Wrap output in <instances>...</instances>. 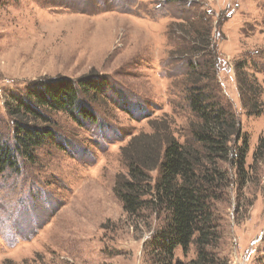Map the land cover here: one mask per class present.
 I'll return each instance as SVG.
<instances>
[{"label": "rangeland", "instance_id": "rangeland-1", "mask_svg": "<svg viewBox=\"0 0 264 264\" xmlns=\"http://www.w3.org/2000/svg\"><path fill=\"white\" fill-rule=\"evenodd\" d=\"M204 33L225 59L221 99L239 118L249 148L243 177L233 158L222 164L229 184L211 202L222 233L217 253L228 264H264V161L253 159L264 108L258 117L246 115L235 78L245 63L264 92V0H0L4 144H15L5 106L11 97L26 98L29 87L91 74L108 87L104 105L90 106L96 124L54 116V140L36 152L35 163L19 159L18 171L0 177V264H158L146 245L164 215L125 214L115 190L128 175L121 150L153 134L151 126L160 136L170 126L180 143L192 140L182 84L168 75L186 66L174 62L186 51L185 34L194 42ZM196 255L178 249L173 264Z\"/></svg>", "mask_w": 264, "mask_h": 264}, {"label": "trees", "instance_id": "trees-1", "mask_svg": "<svg viewBox=\"0 0 264 264\" xmlns=\"http://www.w3.org/2000/svg\"><path fill=\"white\" fill-rule=\"evenodd\" d=\"M210 37L204 33L191 42L185 34L182 43L186 51L176 55L174 62L186 66L179 75L167 73L182 84L181 94L193 118L192 140L180 143L170 126L163 136L151 126L153 134L139 136L121 150L128 175L117 180L115 190L125 214L136 218L150 209L164 215L162 227L146 245L149 257L158 264H173L178 249L187 253L190 248L197 255L189 264H228L217 253L222 233L211 202L229 184L222 164L233 158L235 169L243 177L249 148L236 113L223 105L217 78L226 62ZM235 72L243 110L249 117L260 116L263 89L245 63ZM106 87L93 74L77 81L59 77L29 87L26 98L11 97L5 109L13 122L15 144L8 147L0 133V177L7 171H18L19 159L35 163L36 152L54 140V116L66 114L78 124H96L90 106L104 105ZM253 159L255 164L264 161V132ZM154 172L155 179L151 176Z\"/></svg>", "mask_w": 264, "mask_h": 264}]
</instances>
